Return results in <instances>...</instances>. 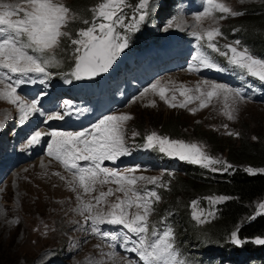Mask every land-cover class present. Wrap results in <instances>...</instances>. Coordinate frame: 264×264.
Here are the masks:
<instances>
[{
    "label": "snow or ice",
    "instance_id": "1",
    "mask_svg": "<svg viewBox=\"0 0 264 264\" xmlns=\"http://www.w3.org/2000/svg\"><path fill=\"white\" fill-rule=\"evenodd\" d=\"M241 2L243 3L244 0ZM125 7H128L126 0H102L92 9V21L84 20L83 23L87 27L79 29L76 38L72 39V34L66 29L71 21L78 19V16L63 3V0H19L14 3H5L0 0V83H4L5 80L12 81L0 89V98L18 106L22 123L32 113L39 111L38 101L26 102L22 99L17 89L27 81L12 80L10 74L28 77L30 73H38L48 77L50 73L47 72V66L58 63L55 51L60 47L63 38H70L74 46L75 67L72 75L75 79L91 78L107 72L129 43V37L126 33L122 34L118 26L126 28L129 32L137 30L148 15L145 11L148 7V0H139L136 9L138 17L134 15L133 22L126 24ZM217 13L220 15L217 16ZM243 14L241 11L233 10L223 0H205L203 11L198 13L195 19L197 23H200L203 19L210 18L215 23L227 16L235 17ZM173 23L175 20L168 26L172 27ZM176 26L179 27V24ZM193 35L198 42L203 41L207 49L226 57L234 67L264 82V59L256 57L246 47H239L241 45L239 40L234 44L224 45L227 51H222L217 45V37L223 35L218 25L196 31ZM193 59L196 63L189 65V71H199L201 68L219 69L210 54L205 52L197 51ZM150 88L158 92L161 99L168 101L166 93L170 91L169 88L161 86L159 81L150 85ZM178 90L180 95L185 97V102L179 104L180 107H185L186 102L192 99H200V107H206L213 97L221 93L224 94L226 100L230 95L243 98L242 90L231 89L216 83H212L211 89L207 92H202L199 86L193 90L181 85ZM147 91L148 89H145V92ZM192 91L200 93V96L189 95ZM170 106L176 107L177 105L172 103ZM191 111L194 112L196 109H191ZM226 115L229 119L235 118L231 110L226 111ZM53 118L63 119V116L55 113L54 117H49V119ZM130 119L132 117L129 114H113L104 116L91 128H85L82 131H53L52 141L48 145V155L54 156L73 173L74 182H78L85 193L94 191L97 183L103 185L109 182L117 185L115 192L123 193V197H117L116 202L108 205L107 211L98 206L102 203L108 204L106 198L114 194L112 188L101 191L99 195L93 197L95 204L91 201L82 204L81 212L82 214L88 213L85 220L91 221L93 233H101L99 228L101 224L120 225L127 230L124 234L125 244L128 242L133 244L130 251L139 256L142 264H185L179 258L173 229L167 227L158 230L156 225L150 224L149 221V216L155 210L153 205L159 202L160 196L157 191L148 190L139 185V182L146 181L148 184H156L159 178L137 176L134 174L135 169H129L128 174H125L116 169L102 167L104 161L116 160L129 154L125 143L124 126ZM0 127L3 125L0 124ZM230 134L239 135L238 133ZM133 135L137 134L133 133ZM41 136V132H36L30 137L29 144L38 143ZM145 139L146 147L158 146L159 151L178 157L180 160L201 164L204 167L222 164L224 165L223 171L231 168V165H227L224 161L208 155L203 150V146L196 143L170 140L167 137L158 136L155 132ZM80 161L87 162V165L82 166ZM212 170L217 171L218 169L212 167ZM247 171L255 174L256 170L249 168ZM260 171L264 172V169ZM216 199L228 198L218 197ZM196 204L197 202L193 201L194 207ZM133 206L136 211L130 212ZM258 209V215L264 214V203L259 204ZM209 215L212 214L209 213ZM193 216L200 223L205 222L195 212ZM238 231L231 233L233 244L239 246L252 242L264 245V238L256 237L252 241H246L239 238ZM130 234H134L136 240H133ZM102 235L112 241L117 239L116 235L109 232H103Z\"/></svg>",
    "mask_w": 264,
    "mask_h": 264
},
{
    "label": "rangeland",
    "instance_id": "2",
    "mask_svg": "<svg viewBox=\"0 0 264 264\" xmlns=\"http://www.w3.org/2000/svg\"><path fill=\"white\" fill-rule=\"evenodd\" d=\"M2 1L6 3L19 2V0ZM129 1L131 0H126V3L132 5ZM134 1L135 4H139V0ZM197 2L198 0H196ZM223 2L227 3L233 10L240 11L241 9L246 10L247 7L255 3H264V0H244L243 3L241 0H223ZM63 3L77 16L83 15L80 13L79 7H75L73 3L69 4L68 0H63ZM216 15L219 16L220 14L217 13ZM84 17L87 18L86 16ZM125 17V22H127V16L125 15ZM129 20L131 21V19ZM225 20L226 18L217 20L214 23L210 18H205L197 25L205 29L216 25H225L227 23ZM83 21L81 20V23ZM71 27V24H69L66 29L70 33L71 29L69 28ZM85 27L87 26L85 25ZM252 31L256 32V30ZM262 33L264 36V27ZM71 34L72 39L76 38V33ZM136 35V31H132L129 34L130 43L136 42ZM64 39L69 40L70 38ZM248 39L251 41L255 40L251 35H248ZM63 40L60 47L56 50H58L59 63L66 65L75 60L74 53L69 50V46L66 45L65 47L67 48L66 53L61 49L64 44ZM67 43L71 44V42ZM71 46L74 51V46L72 44ZM55 55L57 59V54L55 53ZM203 80L204 78L201 76L184 71L160 76V79H158L160 84L166 85L170 89L166 93L168 101L161 99L158 92L153 91L151 88H148L147 92L144 90L139 93L123 109L132 117L127 122L128 133L131 135L134 132V129H136L134 125L137 123H139L141 128L150 124L151 126L144 129V131L152 129L158 132L160 137H167L170 140L184 138L186 141H198V144L215 153V158L217 159L225 156L227 149L223 150L224 154L217 148L219 144L217 146L210 145L201 136L206 134L207 138L216 137L219 141H222L227 135H231L230 133H237V129H241V127H248L249 132H251L249 136L251 137L256 136L255 134L257 133L264 134V101L241 99L231 95L226 100L224 94L221 93L213 97L206 107L189 106L184 108L177 105L176 107L178 108H175L170 106L173 102L179 101L182 103L185 99L178 90L181 85L193 90L199 86L202 92L210 90L212 82L206 80L205 82L207 83H205L202 82ZM3 85L5 86V83ZM0 89H3L1 84ZM192 93H196V96L200 95V93L195 91L189 94ZM173 96H175V99H173ZM191 109H196V111L193 112ZM11 110L12 107L9 102L0 98V111L9 112ZM228 110L233 111L234 119H229L228 115H226ZM173 135L176 137H173ZM231 136L237 137L238 135ZM40 159H43L45 163L40 164V166L33 165L26 172L24 178L16 174H9L0 182V264H33L39 260L41 261L43 257L40 259V255L43 254L44 251L42 249L46 245L58 242L59 244L62 242L69 244L67 240L77 233L76 226L73 223V218L78 217L77 206L68 205L69 202L66 199L61 200L65 192L67 193V190L63 189V182L52 171L53 177L46 175V172L43 171L49 170L46 167L48 159L40 156L36 159V162ZM32 161L27 163L28 166L32 164ZM187 168L186 166L183 167L184 170ZM181 171L179 175H185V172ZM175 181L173 179V182ZM41 193L45 195V198H40ZM165 195L166 190L163 192V196ZM218 197L224 196L217 194L207 198L218 202L220 201L216 199ZM258 203L259 200L254 202L253 206H257ZM61 229L64 234L59 235ZM126 232L127 230L125 229L116 232L117 239L112 241V251L108 261L103 259L100 261L84 260V262H81L85 255H93L98 252L95 245L82 239L76 250L70 253L67 264H138L135 258L136 253L132 251L131 254L128 253L133 244L131 242L125 244L124 234ZM111 234H114V232ZM58 235L60 238H57ZM130 235H132L133 240H136L134 234ZM214 258L220 259L218 256ZM243 259L244 253L240 254L238 261H230L229 264H240ZM262 263L264 264V262ZM243 264L260 263L256 259H250L244 261Z\"/></svg>",
    "mask_w": 264,
    "mask_h": 264
},
{
    "label": "trees",
    "instance_id": "3",
    "mask_svg": "<svg viewBox=\"0 0 264 264\" xmlns=\"http://www.w3.org/2000/svg\"><path fill=\"white\" fill-rule=\"evenodd\" d=\"M69 4L79 7L80 13L87 12L88 5L97 0H68ZM73 8V7H72ZM241 16L226 18L227 26L233 24H244L248 26L246 34L255 39V45H264L262 29L264 27V3L253 4L246 8ZM72 22L71 28L77 26L81 16ZM249 24V25H248ZM252 24V25H251ZM255 25V26H253ZM252 30H256L252 31ZM252 31V32H251ZM253 33V34H252ZM61 49L66 53L67 40ZM66 55V54H65ZM178 108V107H175ZM139 131L150 127L141 128L139 123L134 125ZM248 127L237 129V137L227 135L224 140L219 141L216 137L201 136L206 143L217 147L221 152L227 149V154L222 156L227 165H231L228 171L206 170V173L196 167L187 168L185 175L175 174L171 177V182L163 196L164 203L175 205L180 210L181 231L189 235L192 239L200 241L203 237L208 239L216 238L217 242L226 238L232 229H237L242 236H253L264 232V214L257 215L255 219L248 221L245 218L253 207V203L264 195V173L256 172L248 174L245 165L261 166L264 165V134L249 136ZM215 136V135H214ZM173 137H176L173 135ZM184 139V138H183ZM198 142V141H197ZM196 142V143H197ZM205 146V145H204ZM203 150L215 157V153L203 147ZM214 151V149H212ZM218 165V164H216ZM224 166V165H222ZM232 173H225L230 172ZM223 175H219L222 174ZM168 176V175H166ZM173 179L176 181L173 182ZM209 194H222L227 196L223 202L217 205V212L202 224H197L188 218L189 204L195 196H205ZM41 199L45 195L41 193Z\"/></svg>",
    "mask_w": 264,
    "mask_h": 264
},
{
    "label": "bare ground",
    "instance_id": "4",
    "mask_svg": "<svg viewBox=\"0 0 264 264\" xmlns=\"http://www.w3.org/2000/svg\"><path fill=\"white\" fill-rule=\"evenodd\" d=\"M42 172V171H40ZM43 172H46V175L48 174L50 177H53V174L50 170H44ZM54 179V178H53ZM62 182V181H61ZM64 185V184H63ZM104 263V262H103ZM106 264V263H105Z\"/></svg>",
    "mask_w": 264,
    "mask_h": 264
},
{
    "label": "clouds",
    "instance_id": "5",
    "mask_svg": "<svg viewBox=\"0 0 264 264\" xmlns=\"http://www.w3.org/2000/svg\"><path fill=\"white\" fill-rule=\"evenodd\" d=\"M256 42V41H255ZM261 42V46H262V41H260ZM264 42V41H263ZM261 46H258V47H261Z\"/></svg>",
    "mask_w": 264,
    "mask_h": 264
}]
</instances>
